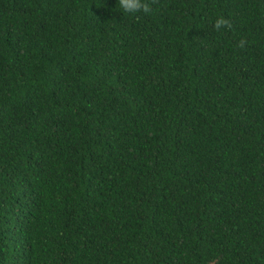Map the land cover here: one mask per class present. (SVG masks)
I'll list each match as a JSON object with an SVG mask.
<instances>
[{"label":"trees","instance_id":"obj_1","mask_svg":"<svg viewBox=\"0 0 264 264\" xmlns=\"http://www.w3.org/2000/svg\"><path fill=\"white\" fill-rule=\"evenodd\" d=\"M152 6L0 0V264H264V0Z\"/></svg>","mask_w":264,"mask_h":264},{"label":"clouds","instance_id":"obj_2","mask_svg":"<svg viewBox=\"0 0 264 264\" xmlns=\"http://www.w3.org/2000/svg\"><path fill=\"white\" fill-rule=\"evenodd\" d=\"M155 0H117V4L120 9L129 14H137L143 12L144 14H151L153 11V3ZM213 27L216 31H220L222 29H231L232 23L230 19L221 15L217 17L213 23ZM247 45V41L245 39H241L237 42L236 47L240 49H244Z\"/></svg>","mask_w":264,"mask_h":264}]
</instances>
